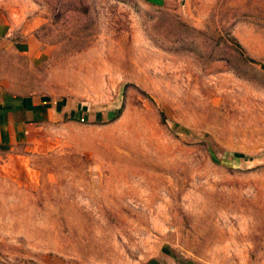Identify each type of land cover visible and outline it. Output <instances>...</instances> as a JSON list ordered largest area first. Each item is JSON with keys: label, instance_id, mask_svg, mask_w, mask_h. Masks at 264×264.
Masks as SVG:
<instances>
[{"label": "rangeland", "instance_id": "1", "mask_svg": "<svg viewBox=\"0 0 264 264\" xmlns=\"http://www.w3.org/2000/svg\"><path fill=\"white\" fill-rule=\"evenodd\" d=\"M1 7L43 52L0 80L66 110L0 149V264H264V0Z\"/></svg>", "mask_w": 264, "mask_h": 264}, {"label": "crops", "instance_id": "2", "mask_svg": "<svg viewBox=\"0 0 264 264\" xmlns=\"http://www.w3.org/2000/svg\"><path fill=\"white\" fill-rule=\"evenodd\" d=\"M151 1L170 4L179 0ZM26 17L27 14L22 11L0 8V51L11 47L35 58L41 56L43 51L38 47V40L30 32V24L24 23ZM19 29L21 36H18ZM65 103L64 97L16 93L0 80V149L24 139L33 127L54 115H63L66 110ZM199 258L179 253L175 244L163 241L138 264H208Z\"/></svg>", "mask_w": 264, "mask_h": 264}, {"label": "trees", "instance_id": "3", "mask_svg": "<svg viewBox=\"0 0 264 264\" xmlns=\"http://www.w3.org/2000/svg\"><path fill=\"white\" fill-rule=\"evenodd\" d=\"M238 45V44H237ZM239 47H240V44L238 45ZM144 92V91H143ZM146 94V93H145ZM120 110V109H119ZM75 113H79V110H77V111H74V113L73 114H75ZM74 117H76L75 115H74Z\"/></svg>", "mask_w": 264, "mask_h": 264}]
</instances>
